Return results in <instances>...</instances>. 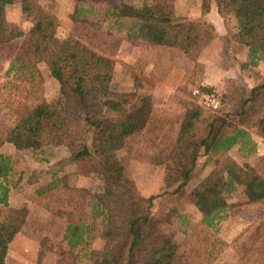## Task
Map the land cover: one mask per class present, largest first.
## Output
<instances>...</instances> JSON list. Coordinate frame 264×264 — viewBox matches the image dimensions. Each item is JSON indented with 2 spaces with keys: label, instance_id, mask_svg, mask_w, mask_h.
Returning <instances> with one entry per match:
<instances>
[{
  "label": "trees",
  "instance_id": "obj_1",
  "mask_svg": "<svg viewBox=\"0 0 264 264\" xmlns=\"http://www.w3.org/2000/svg\"><path fill=\"white\" fill-rule=\"evenodd\" d=\"M75 1L71 22L88 29L107 27L109 34L125 33L132 41L178 50L195 67L218 37L213 23L179 17L177 0ZM212 1L225 23H236L230 42L247 49V66H258L264 59V0ZM14 2L0 0V49L21 41L5 74L2 95L10 118L0 126V264H8L11 245L28 219L25 198L45 201V209L67 224L61 240H42L37 264H44L53 251L62 259L70 255L74 262L69 264H81L76 250L83 247H88L92 264H214L232 245L240 252L238 264H261L263 235L240 247L245 232L228 244L212 238V229L230 210L245 207L263 209L264 224V166L253 162L259 152L250 132L258 127L264 139V117L254 120L258 109H264V82L250 90L237 87L230 94L196 85L218 92L221 113L207 116L200 105L189 104L174 130L173 143L154 144L152 163L173 165L165 185L175 188V194L192 183L201 163L213 165L188 196L203 215L195 228L201 231L200 242L187 237L190 228L184 239L176 240L157 229L152 217L155 197L149 201L140 197L121 161V153L145 134L154 117L153 96L136 92L133 99H125L115 82L117 59L76 35L59 37L57 17L36 0H21L23 13L35 19L29 31L11 34L7 8ZM45 71L59 85L56 105L46 97ZM230 120L238 121L237 125ZM235 148L239 159L229 157ZM29 151L54 157L64 154L74 163L89 164L103 190L94 193L73 187L58 176L34 190L32 180L22 186L23 174L15 179V154ZM237 193L247 201L229 202ZM95 241L103 246L91 247ZM64 244L68 254L61 251Z\"/></svg>",
  "mask_w": 264,
  "mask_h": 264
},
{
  "label": "rangeland",
  "instance_id": "obj_2",
  "mask_svg": "<svg viewBox=\"0 0 264 264\" xmlns=\"http://www.w3.org/2000/svg\"><path fill=\"white\" fill-rule=\"evenodd\" d=\"M36 1L57 17L60 23L59 37L67 38L76 35L117 59L115 82L118 84L119 90L124 93L125 99H133L136 92H146L153 96L154 117L145 134L137 141L130 142L125 151L121 153V161L125 166L130 185L140 197L144 201H149L150 198L155 197L152 217L157 229L169 236H174L176 240H182L186 236L185 232L190 228L192 230L188 232L187 237L190 236L191 241L199 243L201 231H197L198 229L195 228L202 222L203 215L192 205L188 196L195 185L209 174L213 165L201 163L193 173L192 183L181 193L175 194L173 193L175 188L167 189L165 185V180L173 170V165L156 167L152 163L154 144L167 146L173 143L175 140L174 130L178 127L186 107L189 104L197 105L192 97V90L196 85H201L200 78L212 77V75L223 70L229 72V77L233 76L232 79L228 78L229 83H232L231 81L235 80L234 77L237 76L239 85L234 83L231 85L232 88L229 87L227 90H220L215 86L206 87L214 88L224 94L234 92L237 87L250 90V86L246 84L242 76L240 77L239 72L243 70L245 73L243 67L249 69L250 66H247L249 58H246L247 63L243 65L241 58H244L245 52H243L242 47L240 50L233 49V43L229 40V35L236 32L235 21L231 20L225 23L216 12L212 0H177L176 12L179 17L203 19L213 23L217 28V38L220 39L218 42L221 46L222 55L221 53L217 55V52L213 51L208 61L224 58L225 63L222 59L221 61L217 60L214 65L211 64L213 67L208 69L207 66L199 65V63L195 67L178 50L153 47L145 40L132 41L126 37L125 33L123 35L116 32L109 34L107 27L103 30L88 29L86 26L71 22L69 16L75 10V0ZM7 14L8 30L13 35H17L19 32H28L35 20L23 13L21 0H15L14 4L7 8ZM20 42V39H17L9 47L0 49V126L7 123L10 118L8 109L4 107L2 95L5 92L7 82L5 74ZM243 61L245 60L243 59ZM218 63H222L219 68L217 67ZM206 70L209 71L207 75L205 74ZM257 72L264 75L263 68ZM45 75L46 97L51 104L56 105L60 97L59 85L49 77L47 71H45ZM134 82L138 84L135 86ZM132 86L134 87L132 88ZM202 109L207 116L214 114L204 108ZM228 109L237 110V108L230 107ZM255 115L254 120L264 117V109H258ZM229 122L231 125L238 123L236 120ZM250 132L257 141L259 152L253 162L256 161L255 164L263 167L264 139L258 134V127L253 128ZM237 154L238 148H235L229 157L239 159ZM56 155L58 156H43L30 151L16 153L17 173L15 179L18 180L20 174H23L22 186L27 185V180H32V190L47 185L52 181L53 176L62 178L70 186L84 187L94 193L103 190L102 181L90 172L89 164L74 163L64 154ZM244 201H247V198L242 193H237L229 199L231 203ZM25 203L29 216L22 232L11 246L8 264H37L42 240L45 237L55 241L61 240L66 230V221L49 213L44 207L45 201L33 202L25 198ZM262 220L263 209L245 207L230 210L226 218L212 229V233H214L212 238L222 239L228 244H232L235 238L245 232V236L240 240L242 245H239L245 247L253 243L259 235L264 236ZM202 233L208 235V233ZM102 246L103 242L95 241L91 247L101 248ZM61 251L67 253L66 244L62 245ZM76 252L79 254L81 264H92V259L87 258L88 247L78 249ZM58 256L59 253L53 251L44 264H69L70 260L74 262L70 255L63 259ZM239 262L240 252L232 245L224 251L214 264H238ZM261 264H264V261Z\"/></svg>",
  "mask_w": 264,
  "mask_h": 264
},
{
  "label": "crops",
  "instance_id": "obj_3",
  "mask_svg": "<svg viewBox=\"0 0 264 264\" xmlns=\"http://www.w3.org/2000/svg\"><path fill=\"white\" fill-rule=\"evenodd\" d=\"M218 41H220V39H216L211 45H209L204 51H203V53H202V55H201V57L199 58V61H198V63H199V65L200 64H203L204 66H207V68L208 69H210L211 67H213V66H211V64H213L214 65V62L215 61H221V59L224 61V63H225V60H224V58H218L217 60H213V61H211V62H209L208 61V59H209V57H211V53H213V51L214 52H217V55L219 54L220 55V53H221V55H222V51H221V46H220V43L218 42ZM232 47H233V49H239L240 50V47H242V49H243V52H245L244 54H243V56H244V60L245 61H243V59L241 58V63H243V65L244 64H246L247 63V60H246V58L248 57V51H247V49L245 48V47H243V46H240V45H238V44H232ZM218 48V49H217ZM227 59V58H226ZM209 64H210V66H209ZM221 64L222 63H218V65H217V67L219 68L220 66H221ZM223 65H225V64H223ZM244 68V70H245V73H244V71L242 70V71H239L240 72V77L242 76V78H243V80L246 82V84L247 85H249L250 86V89H252V87H254V86H256V85H259V83L261 82V81H263L264 82V75H261V74H259V72H257V71H260V69H264V59H263V61H261L260 63H259V65L257 66V67H252V66H250L249 67V69H245L246 67H243ZM254 69H255V71H254ZM259 69V70H258ZM224 70H227V69H225L224 68ZM206 73V75L209 73V71L208 70H206L205 71ZM228 73L229 72H227V71H220V72H217V74L216 75H212V77H208V78H200V81L202 82L201 83V85L202 86H215V87H218L220 90H227V88H229V87H231L232 88V86L231 85H233L234 83L235 84H237V85H239L238 83H239V81H238V79L236 78L237 76H235L234 78H235V80H232L231 82L232 83H229V81H228V78H231V77H233V76H231V77H229L228 76ZM227 77V78H226ZM263 77V79H261ZM227 79V80H226ZM232 79V78H231ZM262 82V83H263ZM23 230V229H22ZM22 232V231H21ZM20 232V233H21ZM19 235V234H18ZM17 238V237H16ZM13 244V243H12ZM12 246V245H11ZM11 249V248H10ZM10 253V252H9Z\"/></svg>",
  "mask_w": 264,
  "mask_h": 264
},
{
  "label": "built area",
  "instance_id": "obj_4",
  "mask_svg": "<svg viewBox=\"0 0 264 264\" xmlns=\"http://www.w3.org/2000/svg\"><path fill=\"white\" fill-rule=\"evenodd\" d=\"M192 97L205 110L215 114L221 113L222 102L218 92L203 91L201 88L196 87L192 90Z\"/></svg>",
  "mask_w": 264,
  "mask_h": 264
}]
</instances>
